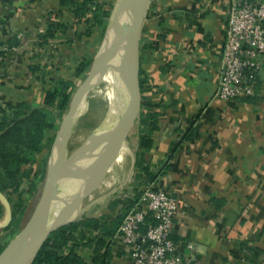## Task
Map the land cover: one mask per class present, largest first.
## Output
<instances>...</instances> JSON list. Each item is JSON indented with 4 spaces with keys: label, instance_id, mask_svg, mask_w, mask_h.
<instances>
[{
    "label": "crops",
    "instance_id": "obj_1",
    "mask_svg": "<svg viewBox=\"0 0 264 264\" xmlns=\"http://www.w3.org/2000/svg\"><path fill=\"white\" fill-rule=\"evenodd\" d=\"M96 1L105 10L118 2ZM229 7L230 0H152L140 38L137 114L96 187L105 188L99 203L88 208L96 212L104 204L99 216L119 219L110 237L111 264H133L118 229L151 182L177 200L172 235L188 264H258L264 258V68L253 95L216 96ZM49 20L73 24L72 7L63 0H0V40L20 41L0 66V113L25 99L42 105L45 90L62 79L77 89L82 75L76 67L91 59L88 75L104 44L93 58L80 48L96 34L105 38L111 16L103 34L95 27L79 40L75 30L84 31L82 23L42 46L38 37ZM95 196L89 192L73 213L84 214V201ZM100 235L84 230L80 238ZM77 251L87 261L94 254L93 247Z\"/></svg>",
    "mask_w": 264,
    "mask_h": 264
},
{
    "label": "water",
    "instance_id": "obj_2",
    "mask_svg": "<svg viewBox=\"0 0 264 264\" xmlns=\"http://www.w3.org/2000/svg\"><path fill=\"white\" fill-rule=\"evenodd\" d=\"M151 3L152 0H118L115 5L106 37L114 32L118 38L117 44L106 47L105 41L95 56L89 74L75 90L51 148L39 199L24 227L0 253V264H33L50 234L72 222L74 219L70 213L76 204L102 183L112 166V148L127 141L137 114L140 38ZM125 10L130 12L131 20L122 25L124 34L119 35L120 17ZM124 40L126 44L121 49ZM118 48L122 54L119 64L114 65L110 61ZM110 64L113 70L122 75L127 89V96L121 98L120 89L116 87L115 107L120 112L110 116L109 121H104L92 132L90 143L78 166L60 176L59 170L67 160L68 135L80 116V104L87 98L92 86L103 81L100 74L109 69ZM75 185L78 188H74ZM0 199L6 207V217L0 223V228H3L11 222L13 211L8 197L2 191Z\"/></svg>",
    "mask_w": 264,
    "mask_h": 264
},
{
    "label": "trees",
    "instance_id": "obj_3",
    "mask_svg": "<svg viewBox=\"0 0 264 264\" xmlns=\"http://www.w3.org/2000/svg\"><path fill=\"white\" fill-rule=\"evenodd\" d=\"M63 5L72 7L74 23L49 20L46 22V28L39 34L37 41L39 45H45L58 33H65L68 29L82 23L87 25L84 31L75 30L76 38L79 40L90 37L95 27L102 28L103 34L112 14V10H105L104 4L96 0H63ZM87 14H91V18ZM6 44L13 48L18 46L20 41L14 37ZM7 55H4L3 62ZM90 64L91 59H83L76 67L75 74L83 75ZM32 69L35 71L36 67ZM75 90L76 85L72 80L62 79L45 90L42 105L25 99L10 105L8 110H3L6 107L2 108L3 112L0 113V191L8 197L14 209L11 223L0 228V239L2 233L14 232L27 209L28 201L39 190V184L42 183L43 186L48 155ZM45 150L47 152L41 159V164L33 168L32 165L36 164L37 160L36 153ZM0 207H2L1 200ZM118 223L119 219L108 222L104 216L85 217L72 221L50 234L33 264H111L110 237L114 235ZM84 230H99L101 235L83 242L80 234ZM8 243L0 240V253ZM82 247H93L94 254L91 261L85 260L78 253L77 249Z\"/></svg>",
    "mask_w": 264,
    "mask_h": 264
},
{
    "label": "built area",
    "instance_id": "obj_4",
    "mask_svg": "<svg viewBox=\"0 0 264 264\" xmlns=\"http://www.w3.org/2000/svg\"><path fill=\"white\" fill-rule=\"evenodd\" d=\"M13 49L0 40V65ZM263 68L264 1L230 0L216 96L229 99L253 95ZM177 208L176 198L168 191L153 182L144 185L118 229L133 264H188L172 235ZM258 264H264V258Z\"/></svg>",
    "mask_w": 264,
    "mask_h": 264
},
{
    "label": "rangeland",
    "instance_id": "obj_5",
    "mask_svg": "<svg viewBox=\"0 0 264 264\" xmlns=\"http://www.w3.org/2000/svg\"><path fill=\"white\" fill-rule=\"evenodd\" d=\"M114 7H115V4H114ZM114 7L112 8L113 11H114ZM107 39H108V36L107 37L105 36V38L102 41L97 40V34L95 36L90 37L89 39H85V41H88L89 43L84 45V47L80 48V54H85V52L87 51L86 52L88 54L87 57H92V56L94 57L96 55L97 51L99 50V48L105 43V41H107ZM125 44H126V40L123 41L121 49L123 48V46H125ZM121 49H119V50H121ZM115 53H113V54H115ZM81 56H84V55H81ZM43 60H45V59H43ZM48 60H50V58H48ZM36 61H38L37 58H36ZM36 61H35V63H33L35 67H37ZM87 73H88L87 71L83 73L82 77L78 81L77 87L82 83V81L86 77ZM69 74L71 76V72H69ZM112 88L113 87L109 82H106V81L97 82L90 89L87 98L82 100L80 106L82 105V103L85 102V107H84L82 113L80 114V116L78 117L77 121L79 119H81L84 115L88 116V117L87 116L83 117L84 118L83 119L84 125H83V129L81 130V131H83V134H84V132L86 134L90 131L92 133L95 129L99 128L104 123L105 119L109 115L108 111L110 110L111 104H112L111 103V101H112L111 100ZM91 108H93L94 111L90 112ZM83 134H81L80 137H84L85 134L84 135ZM46 152H47V150L41 151L40 153H36L37 160L35 162L36 164L32 165L33 168H37V166L39 164H41V159L45 156ZM50 153H51V151H50ZM48 156H50V154ZM47 167H48V165H47ZM117 186L120 187L121 185H117ZM41 190H42V183L39 184V190L37 191V193L28 201L27 209H26L24 215L22 216L21 222L19 223V225H17L15 227L14 232L11 234H7L5 232L2 233V237L0 240H3L4 243H8V242L10 243V241L24 227L26 222L29 220V218L33 212V209H34V207H35V205L39 199ZM104 190H105V188H103L102 190L98 189V188L94 189L92 192L96 195L95 198H93L92 200H85L84 201V208H83L84 212H85L84 216L96 217L105 211L104 204L96 212H92L88 209L89 206L94 202V200L97 199V197H99L100 194H102V192H104ZM1 206L2 207H0V223L3 222L5 217H6V207L5 206L3 207V205H1ZM11 207H12V211H13L14 206L12 205V203H11ZM12 219H13V217H12ZM74 220H77V218Z\"/></svg>",
    "mask_w": 264,
    "mask_h": 264
},
{
    "label": "bare ground",
    "instance_id": "obj_6",
    "mask_svg": "<svg viewBox=\"0 0 264 264\" xmlns=\"http://www.w3.org/2000/svg\"><path fill=\"white\" fill-rule=\"evenodd\" d=\"M130 20H131V14L128 10H125L124 13L122 14V16L120 17V23H119L120 27L118 26L119 27V30H118L119 35L124 34V28L122 27V25L125 23H129ZM117 41H118V38L115 37V33L110 32L108 35V39L106 41V47L115 46V44H117ZM121 52H122V50H119L115 54H113L112 60L110 61L111 64H114V65L119 64L121 54H122ZM111 64H110L109 69H107L102 74H100V78H102L103 81L109 82L112 85V87H113L112 81L114 82L113 94L111 91V94H112L111 103L112 104H111L110 110L108 111L109 115L107 116L105 121H109L110 116L115 115V114L118 115L120 112V109L117 110V108L115 107L116 87H118L120 89V93H121L120 97L121 98H125L127 96V89H126L125 83L123 81V77L121 74H118L115 70H113L111 68V66H112ZM84 107H85V102L82 103V105L80 106L79 114L82 113ZM91 111H94V109L91 108L90 112ZM85 116H87V115H84L83 117H85ZM83 117L76 122V124L72 127V129L69 132L68 143H67V145H68L67 146V160H66L65 164L59 170L60 176L62 174H64L65 172H67L68 170L73 169V168L78 166V164L82 160L84 153L87 150V146L90 143V138L92 135L91 131L86 133V134L84 132L85 135L83 134V131H81L83 129V125H84V123H83L84 118ZM81 134H83L84 137H80ZM113 150H114V147L110 151V155L112 154ZM76 162H77V164H76ZM74 188H78V187L75 185ZM99 201H100V198H97L96 202L99 203ZM70 217H72L73 219H76V218H83L85 216H84V214H79V213L74 214L73 210H72L70 213ZM50 218L52 219L53 217L51 216ZM19 264H25V263H19Z\"/></svg>",
    "mask_w": 264,
    "mask_h": 264
}]
</instances>
